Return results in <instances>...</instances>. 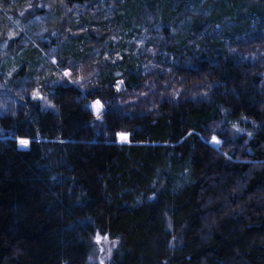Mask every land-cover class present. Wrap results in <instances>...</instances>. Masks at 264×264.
Returning a JSON list of instances; mask_svg holds the SVG:
<instances>
[{
	"label": "trees",
	"instance_id": "obj_1",
	"mask_svg": "<svg viewBox=\"0 0 264 264\" xmlns=\"http://www.w3.org/2000/svg\"><path fill=\"white\" fill-rule=\"evenodd\" d=\"M20 1L0 0L1 24L41 12ZM59 2L98 13L56 62L57 25L0 53V264H96L98 235L106 264H264V0ZM88 65V84L55 82ZM166 72L181 98L152 101ZM194 77L206 98L182 99Z\"/></svg>",
	"mask_w": 264,
	"mask_h": 264
},
{
	"label": "rangeland",
	"instance_id": "obj_2",
	"mask_svg": "<svg viewBox=\"0 0 264 264\" xmlns=\"http://www.w3.org/2000/svg\"><path fill=\"white\" fill-rule=\"evenodd\" d=\"M31 1H33V0H21L20 1L23 4V7L21 8L20 11H18L19 16H21L23 11L25 9H27V5ZM11 7H13L12 4H11ZM38 8L41 10V12L39 14H36V17L32 21H30L29 23H21L20 18L15 19L13 14H12L11 8L4 9V11H6V14L8 16L6 19L8 24L6 22H4L2 24L0 23V53L1 54H2V52H4L6 45H7V42H9V40H11V39L18 37L19 34L21 35L22 31L25 32L27 35H30L33 37H38V36H43L48 30L50 31L51 29H53L54 28L53 26L57 25L58 27H60L59 29H57L58 30L57 32H58V35H60V38H62V42H61L62 44H60L62 46V50H54V51L50 50L48 55H47V58L49 61L56 62L55 59L58 57V55H61L62 53H65V51H67V49H65L67 41L69 39L78 38V32H76V28L74 27V25L77 22H79V20L82 19L83 17L85 18V17L89 16L91 13H95V14L98 13V11L94 10V9L88 10V9H85V7H82V8L77 7V6L71 7V6L64 4L63 2L58 3V0H38ZM147 20L149 22L151 21V19H149V18H147ZM133 24L137 25V23H133ZM71 26H73V27H71ZM133 30H137V28L133 29ZM177 30H179V28ZM154 32H156V33L154 34V36L151 37V40L158 41V40L162 39V35H160L161 34L160 28H155ZM133 34H134V32H133ZM253 34H255V33L250 32L247 35V37L250 38V37H252ZM115 38H118V36H116ZM122 41L125 43L129 42L128 44H131V42L128 41V38L123 39V37H122ZM255 50H256V47H255ZM257 52H259V51H257ZM262 52H263V50L260 51V53H262ZM97 53H98V51H96V49H93V52L90 56L96 58ZM102 55L106 58L108 56V53L103 52ZM115 55H117V53H115ZM96 60H97V58H96ZM96 62L94 63V65L97 64ZM94 65L91 68L88 65V67L87 68L84 67L83 70L82 69L71 70L70 68H65L63 70L59 69L62 72L59 74H58V72H55V74L56 75L58 74L57 76L59 77V79H56L55 82L58 84H68L69 83V85L71 83H74V84L86 83V84H88L90 82V79H91V72L90 71L91 70L94 71V68H95ZM67 66H73V65L67 64ZM44 67H46L44 69H47V70L43 71V78L50 77V73H51L49 71L50 65L48 64ZM52 70H53V68H52ZM84 70H86V71H84ZM65 71H71V73H72L71 77L66 78L64 76ZM167 73L168 72H166L165 75L162 76V77H164V81L161 82L162 86L160 88H156V89H162L161 91H159L161 93V95H159L158 97L153 96L152 101H156V100L158 101L159 99H160V101H162L164 99L166 101H169V100L175 101V98L176 99L181 98L179 96V92H181L180 90L183 89L182 88L183 84L180 82L178 84L177 77L173 78L171 75L166 76V75H168ZM169 74H170V72H169ZM46 79H48V78H46ZM194 79H196V78L194 77L192 79L191 89L189 90V88H186V90H185L186 95H184L182 99L200 100V99L206 98L205 93H206L207 88L205 87V84L204 83H201V84L197 83L196 84V81L193 82ZM157 85H159V84H157ZM194 85H195V89H194ZM25 90L22 92V95L23 94L26 95V93L28 94V92ZM170 92H172L174 94V99L170 96ZM34 93L36 96L35 98L40 97L38 91H33L32 94H34ZM5 96L9 97L8 91L0 92V113H3L5 108H8V106H9L8 105L9 101ZM18 98L19 99L13 100L14 102L12 101L13 104L16 103L15 106L19 105V101L22 100L21 97H18ZM95 101L89 102L87 104V106H88L89 110L91 111V113L93 114L94 119L98 123H100L102 121V116H103L104 111L106 110V107L102 103L103 109L99 113V118H97V109L93 107V104L95 103ZM10 107H11V104H10ZM118 141L119 142H125V140L122 141L119 138H118ZM211 141H212V138H211ZM17 144H18L19 148L27 149V148H24L23 146H21L18 143V141H17ZM211 144L214 145L215 147H217L220 143L214 144L211 142ZM98 237L100 239L99 243H97ZM105 240L102 237H100L99 235L96 237V243L98 245L97 251H95V258H96L95 263L96 264H106L108 259L110 258V254H111V251L113 249V246H112L113 243L111 241L106 242Z\"/></svg>",
	"mask_w": 264,
	"mask_h": 264
},
{
	"label": "snow or ice",
	"instance_id": "obj_3",
	"mask_svg": "<svg viewBox=\"0 0 264 264\" xmlns=\"http://www.w3.org/2000/svg\"><path fill=\"white\" fill-rule=\"evenodd\" d=\"M71 75H72L71 71H65V72H64V76H65L66 78L71 77ZM120 83H123V82L121 81ZM117 90H119V89H117ZM40 99H43V97H40ZM93 107L97 109V118H99V113H100V111L103 109V104H102V102H101L100 100H96L95 103L93 104ZM117 137H118L120 140L124 141V140L127 139L128 134H126V133H117ZM211 142L214 143V144H219V143H220V140H219L217 137L213 136ZM18 143H19L21 146H23L24 148H28V147L30 146L31 141L28 140V139H25V138H20V139L18 140ZM99 242H100V239H99V237H98V238H97V243H99Z\"/></svg>",
	"mask_w": 264,
	"mask_h": 264
}]
</instances>
